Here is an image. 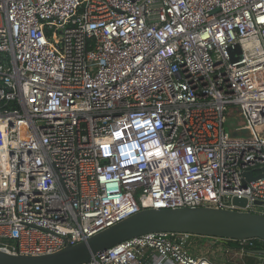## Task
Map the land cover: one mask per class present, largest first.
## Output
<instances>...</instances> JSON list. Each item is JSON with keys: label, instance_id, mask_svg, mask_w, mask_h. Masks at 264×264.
I'll list each match as a JSON object with an SVG mask.
<instances>
[{"label": "built area", "instance_id": "obj_1", "mask_svg": "<svg viewBox=\"0 0 264 264\" xmlns=\"http://www.w3.org/2000/svg\"><path fill=\"white\" fill-rule=\"evenodd\" d=\"M263 169L264 0H0V250L56 253L144 209L264 216ZM188 237L87 264H213Z\"/></svg>", "mask_w": 264, "mask_h": 264}, {"label": "water", "instance_id": "obj_2", "mask_svg": "<svg viewBox=\"0 0 264 264\" xmlns=\"http://www.w3.org/2000/svg\"><path fill=\"white\" fill-rule=\"evenodd\" d=\"M239 52L237 45L229 49L231 60ZM244 177L247 181L256 178L252 172L245 173ZM232 204L244 207L246 201L233 198ZM153 233L185 234L213 240L264 242V216L205 207L144 209L56 253L28 256L0 250V264H87L99 254L124 241ZM248 253L264 255V250Z\"/></svg>", "mask_w": 264, "mask_h": 264}, {"label": "rangeland", "instance_id": "obj_3", "mask_svg": "<svg viewBox=\"0 0 264 264\" xmlns=\"http://www.w3.org/2000/svg\"><path fill=\"white\" fill-rule=\"evenodd\" d=\"M225 128L227 132L236 128V135L238 136H244L246 134L245 131H247V126L241 124L240 120L239 123H231L230 120H226ZM193 247L195 248L196 246ZM193 247L192 250L194 249ZM219 248L220 249L216 248L217 252H215L216 250L213 248L210 249L214 250V254H212L210 258L213 264H249L251 261L255 264H264V255H252L245 253L243 250L224 249L223 245H220ZM204 250H209V247L205 246Z\"/></svg>", "mask_w": 264, "mask_h": 264}, {"label": "crops", "instance_id": "obj_4", "mask_svg": "<svg viewBox=\"0 0 264 264\" xmlns=\"http://www.w3.org/2000/svg\"><path fill=\"white\" fill-rule=\"evenodd\" d=\"M187 241H188L189 247L191 248V251L193 254H195L197 256H204L207 259H209L211 262H212V260L210 258L212 256V254H214V250H210V249L213 248L216 250L215 252H217V249H220L219 248L220 245H223L224 249L226 248L225 245L223 244V241H221V240L220 241H214L213 239H210V238L189 236ZM193 246H196V247L194 248ZM205 246L209 247V250H204ZM192 247L194 248L193 250H192Z\"/></svg>", "mask_w": 264, "mask_h": 264}, {"label": "trees", "instance_id": "obj_5", "mask_svg": "<svg viewBox=\"0 0 264 264\" xmlns=\"http://www.w3.org/2000/svg\"><path fill=\"white\" fill-rule=\"evenodd\" d=\"M227 249L231 250H243L245 253L250 251H262L264 250V242L260 240H252V246H241L238 241L221 240ZM249 264H255L252 261Z\"/></svg>", "mask_w": 264, "mask_h": 264}]
</instances>
